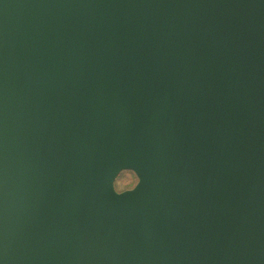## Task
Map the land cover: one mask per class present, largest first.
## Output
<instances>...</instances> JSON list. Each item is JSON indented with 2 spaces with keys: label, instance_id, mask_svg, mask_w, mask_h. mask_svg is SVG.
Wrapping results in <instances>:
<instances>
[{
  "label": "water",
  "instance_id": "water-1",
  "mask_svg": "<svg viewBox=\"0 0 264 264\" xmlns=\"http://www.w3.org/2000/svg\"><path fill=\"white\" fill-rule=\"evenodd\" d=\"M0 264H264V0H0Z\"/></svg>",
  "mask_w": 264,
  "mask_h": 264
},
{
  "label": "rangeland",
  "instance_id": "rangeland-1",
  "mask_svg": "<svg viewBox=\"0 0 264 264\" xmlns=\"http://www.w3.org/2000/svg\"><path fill=\"white\" fill-rule=\"evenodd\" d=\"M138 178L131 170H122L117 176L115 186L119 191L130 189L136 185Z\"/></svg>",
  "mask_w": 264,
  "mask_h": 264
}]
</instances>
